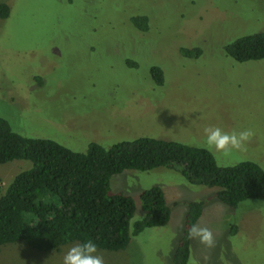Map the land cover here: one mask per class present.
Returning <instances> with one entry per match:
<instances>
[{"label": "rangeland", "instance_id": "obj_1", "mask_svg": "<svg viewBox=\"0 0 264 264\" xmlns=\"http://www.w3.org/2000/svg\"><path fill=\"white\" fill-rule=\"evenodd\" d=\"M2 2L11 13L0 18V115L14 131L86 151L93 142L108 147L141 136L205 147L206 127L250 129L245 150L212 152L222 166L251 160L264 168V58L238 62L224 48L264 30V0ZM142 14L148 32L132 21ZM31 167L27 159L0 163V190ZM155 185L166 192L171 220L132 235L125 249H98L104 264H174L191 200L205 202L196 225L212 232L213 244L191 239L188 264H264V199L232 207L217 187L192 184L176 167L125 170L111 187L135 198L131 230L146 214L141 193ZM77 244L48 251L4 244L0 264H63Z\"/></svg>", "mask_w": 264, "mask_h": 264}, {"label": "trees", "instance_id": "obj_2", "mask_svg": "<svg viewBox=\"0 0 264 264\" xmlns=\"http://www.w3.org/2000/svg\"><path fill=\"white\" fill-rule=\"evenodd\" d=\"M10 13V6L0 3V18ZM132 21L143 32L151 29L146 14L133 16ZM224 48L238 62L263 59L264 30L239 36ZM183 53L197 55L199 48H183ZM151 71L162 84V70L154 66ZM17 159L31 161L32 167L0 190V247L24 242L38 250H60L70 242L90 239L98 249L118 251L129 245L132 235L166 225L172 209L163 187L155 185L141 193L146 214L131 230L135 198L112 192L111 187L113 175L130 169L176 167L192 184L217 187L218 198L232 207L246 199H264V168L255 161L222 166L205 147L150 136L108 147L93 142L86 151H76L51 138L16 132L0 115V163ZM204 204L203 200L187 203L185 233L174 264H188L191 239L187 232L202 216Z\"/></svg>", "mask_w": 264, "mask_h": 264}, {"label": "clouds", "instance_id": "obj_3", "mask_svg": "<svg viewBox=\"0 0 264 264\" xmlns=\"http://www.w3.org/2000/svg\"><path fill=\"white\" fill-rule=\"evenodd\" d=\"M204 133V146L207 150L224 156H229L233 150H245V144L253 134L250 129L228 132L218 126L206 127ZM187 235L190 239L198 238L202 244H213L212 232L206 227L192 225ZM97 251V244L93 240H86L68 249L63 257V264H104L103 257Z\"/></svg>", "mask_w": 264, "mask_h": 264}, {"label": "crops", "instance_id": "obj_4", "mask_svg": "<svg viewBox=\"0 0 264 264\" xmlns=\"http://www.w3.org/2000/svg\"><path fill=\"white\" fill-rule=\"evenodd\" d=\"M167 196V195H166ZM172 218V217H171Z\"/></svg>", "mask_w": 264, "mask_h": 264}]
</instances>
